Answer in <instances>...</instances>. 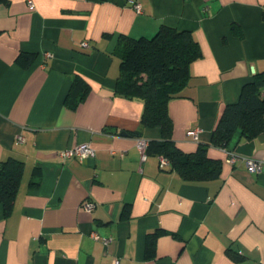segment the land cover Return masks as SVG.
Masks as SVG:
<instances>
[{
    "label": "crops",
    "instance_id": "obj_1",
    "mask_svg": "<svg viewBox=\"0 0 264 264\" xmlns=\"http://www.w3.org/2000/svg\"><path fill=\"white\" fill-rule=\"evenodd\" d=\"M33 1L0 0V163L24 161L9 213L0 202V264H264V168L246 162L264 161V133L237 131L234 163L212 146L221 174L188 181L156 154L143 159L139 139L160 140L161 129L132 134L144 101L115 90L124 38L162 25L191 31L202 56L169 112L180 148L209 143L226 104L264 70V0ZM78 75L90 89L73 108ZM85 142L94 157L60 154Z\"/></svg>",
    "mask_w": 264,
    "mask_h": 264
},
{
    "label": "trees",
    "instance_id": "obj_2",
    "mask_svg": "<svg viewBox=\"0 0 264 264\" xmlns=\"http://www.w3.org/2000/svg\"><path fill=\"white\" fill-rule=\"evenodd\" d=\"M233 29L242 34L236 24ZM116 53L121 58L116 93L144 101L141 127L132 134L141 136L146 127L160 128L162 138L149 141L145 152L168 158L171 169L177 170L185 180L204 181L218 177L224 161L210 156V148L229 149L237 131L245 139L264 133V70L256 72L243 85L237 101L226 104L211 141L187 152L174 139V121L169 104L183 96L191 76V64L202 56L199 41L189 30L162 25L151 37L124 38ZM24 57L20 54L18 61L27 64ZM89 89V84L81 76H76L66 103L75 108L86 98ZM23 171L24 161L20 159L10 157L0 163V202L4 204L6 213L13 206Z\"/></svg>",
    "mask_w": 264,
    "mask_h": 264
},
{
    "label": "built area",
    "instance_id": "obj_3",
    "mask_svg": "<svg viewBox=\"0 0 264 264\" xmlns=\"http://www.w3.org/2000/svg\"><path fill=\"white\" fill-rule=\"evenodd\" d=\"M29 4L32 6L34 5V1L33 0H28ZM134 6L136 8V10L138 12H142V5L138 2H134ZM82 46L84 48H88L89 47V42L88 41H84L82 43ZM48 55H51L48 53ZM201 132V128L197 127L195 129H191L189 131V134L192 135L195 139H198L199 135ZM20 140H23V137L20 136L19 137ZM148 145V141L144 140V139H139L138 141V146L139 148L144 152L143 153V159L146 158L147 154L145 152L146 147ZM226 153L228 154V157L226 159L227 162L229 163H234L237 160L238 155L236 154V152L228 149V148H224ZM60 154L63 157H77L79 158L81 161H85L89 158H92L95 156V149L94 147L91 145V143L89 142H85V143H80L72 148H66L60 151ZM160 159V165L161 167H168L170 165V161L168 158H166L165 156L161 155L159 156ZM246 162L247 165L249 167L250 170L255 171V172H262L263 168H264V161L263 160H258V159H254V158H246ZM96 206L95 202L92 201H84V207L87 210H92L94 207ZM93 236L96 239H101L103 240L104 243H109L112 239L110 237H100L98 233L93 232L92 233ZM112 264H120V258L119 257H115L113 259Z\"/></svg>",
    "mask_w": 264,
    "mask_h": 264
},
{
    "label": "water",
    "instance_id": "obj_4",
    "mask_svg": "<svg viewBox=\"0 0 264 264\" xmlns=\"http://www.w3.org/2000/svg\"><path fill=\"white\" fill-rule=\"evenodd\" d=\"M122 133L126 134L127 132L126 131H123Z\"/></svg>",
    "mask_w": 264,
    "mask_h": 264
}]
</instances>
